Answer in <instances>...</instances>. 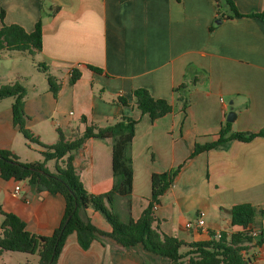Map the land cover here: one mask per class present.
<instances>
[{
  "label": "crops",
  "instance_id": "obj_1",
  "mask_svg": "<svg viewBox=\"0 0 264 264\" xmlns=\"http://www.w3.org/2000/svg\"><path fill=\"white\" fill-rule=\"evenodd\" d=\"M232 1L241 16L219 17L216 0H0L4 11L0 28L17 24L31 32L41 20V49L33 55L50 74L61 73L55 76L60 84L55 95L46 76L42 85L28 81L23 85L25 127L40 142L53 144L59 131L70 139L88 125L112 123L122 114L132 116L137 123L131 143L130 215L138 219L148 205L152 174L180 165L174 183L153 211L163 233L187 243L239 229L231 224L235 204L264 207V136L228 140L190 157L195 144L218 139L231 107L236 112L232 131L264 130V17L249 15L264 12V0ZM13 51L29 55L1 49L0 60ZM72 69L80 76L70 84ZM15 72L14 81L24 78ZM195 76L198 80L182 110L173 89ZM1 84L6 83L0 80ZM136 88L167 100L173 111L151 120L136 107L114 101L121 95L133 101L131 92ZM13 101L14 97L0 100V148L11 150L21 162L40 161L26 148V138L13 122ZM74 162L87 192L111 189L110 138L85 139ZM0 205L23 220L29 232L49 235L60 224L65 199L60 193L38 191L27 179L0 175ZM113 208L125 219L121 197H116ZM199 211L205 212L204 229L195 224ZM84 215L97 228L111 230L92 207ZM3 219L0 214V233ZM188 222L191 227H186ZM258 227L256 223L251 229L257 233ZM12 253L3 251L0 257L13 258ZM246 256H251L250 264H264V242L251 247ZM15 257L17 264L30 263ZM56 264H169V260L141 245L123 247L107 236L92 240L84 249L72 232Z\"/></svg>",
  "mask_w": 264,
  "mask_h": 264
},
{
  "label": "trees",
  "instance_id": "obj_2",
  "mask_svg": "<svg viewBox=\"0 0 264 264\" xmlns=\"http://www.w3.org/2000/svg\"><path fill=\"white\" fill-rule=\"evenodd\" d=\"M216 3L219 17L242 15L232 0H216ZM222 7L227 10L224 11ZM249 15L264 17V12H253ZM3 16L4 11L1 10L0 17L3 18ZM41 44V20L36 22L31 32H26L17 24L4 25L0 28V50H17L33 55L35 51L41 49ZM89 67L94 71H101L97 67ZM42 68L46 73L49 88L55 95L60 84L55 76L47 71L46 65ZM79 76L80 72L72 69L69 83L73 84ZM197 80L195 76L189 82H182L174 87L176 101L181 104L182 110L187 107L188 91ZM25 95L26 89L19 82L0 85V100L14 97L13 122L27 140L40 145L44 161L21 162L11 150L0 148V175L3 179L13 178L17 181L27 179L38 191L60 193L65 199V208L59 226L49 235H40L29 232L23 220L11 212L4 211L0 205V214L4 216L1 223L0 253L11 251L37 254L38 260L35 264H56L66 237L75 232L78 243L84 249L92 240L107 236L126 248L141 245L146 251L166 257L169 264H250L251 256H246L247 252L251 247L260 246L264 242L262 226L264 207H257L250 203L233 205L231 224L237 225L239 229L231 233L222 231L219 238H216L214 233H210L208 240L187 243L175 236L165 234L157 225L153 206L174 183L181 166L152 174L151 199L140 217L133 219L130 215L133 177L131 143L135 133L136 119L122 114L112 123L101 126L88 125L81 134L70 139L65 138L59 131V139L55 143L44 144L25 127ZM131 97L134 98L133 101L123 95L118 96L114 101L123 106L136 107L142 114H148L151 120L172 112L174 109L173 104L162 98H154L145 88L134 89ZM257 136H264V130L259 132L232 131L231 123L226 121L219 130L218 139L205 144H195L190 157L228 140L250 141ZM90 137L112 140L113 184L109 191L101 194L86 191L74 166L75 155L85 139ZM48 160L55 161L54 171L46 167ZM118 196L124 200L125 219H121L113 208V203ZM88 207H92L106 218L111 226L110 231L97 228L84 215ZM256 223L259 225L258 232L253 236L251 226Z\"/></svg>",
  "mask_w": 264,
  "mask_h": 264
},
{
  "label": "rangeland",
  "instance_id": "obj_3",
  "mask_svg": "<svg viewBox=\"0 0 264 264\" xmlns=\"http://www.w3.org/2000/svg\"><path fill=\"white\" fill-rule=\"evenodd\" d=\"M223 8V7H222ZM12 56H7V58L0 60V80L2 83H13L15 80V74L19 72L24 78H21L20 80L16 79L20 84L27 86L26 83L32 82L36 84L37 86L42 85L43 81H45L46 74L43 73V68L41 65L38 64V57L34 55H22L19 52L13 51L11 52ZM37 58V59H36ZM40 70V73H39ZM51 73L54 76L61 77V73L58 71H51ZM18 74V75H19ZM12 77V78H9ZM11 79V80H9ZM26 148L28 150L33 151V154L38 156L40 161H44L43 155L39 152L41 150V147L33 141H29L25 139ZM32 154V153H31ZM55 162L52 160H48L46 162V167L50 170L52 167H54ZM13 258L6 257H0V264H17L19 260H17L15 256H20V259H24L25 262H30V264H35L38 260L37 255H31L28 253H22V252H14ZM8 256H10L8 254ZM25 256L27 257L26 260Z\"/></svg>",
  "mask_w": 264,
  "mask_h": 264
},
{
  "label": "built area",
  "instance_id": "obj_4",
  "mask_svg": "<svg viewBox=\"0 0 264 264\" xmlns=\"http://www.w3.org/2000/svg\"><path fill=\"white\" fill-rule=\"evenodd\" d=\"M14 190H15L16 193H19L20 186L19 185H16L14 187ZM153 208H155V204H154ZM195 224L199 228H202V229L205 228V212L199 211ZM191 226H192V224L190 222L186 223V227H191ZM214 234H215L214 236L216 238H219L220 235H221V232H215ZM252 234H253V236H255L257 233L252 232Z\"/></svg>",
  "mask_w": 264,
  "mask_h": 264
},
{
  "label": "water",
  "instance_id": "obj_5",
  "mask_svg": "<svg viewBox=\"0 0 264 264\" xmlns=\"http://www.w3.org/2000/svg\"><path fill=\"white\" fill-rule=\"evenodd\" d=\"M221 20L220 19H217L216 22H220ZM231 103V102H230ZM236 117V112L232 109V107L230 108L229 112L227 113V116H226V121L227 122H233L234 119ZM76 165V162H74V166Z\"/></svg>",
  "mask_w": 264,
  "mask_h": 264
}]
</instances>
